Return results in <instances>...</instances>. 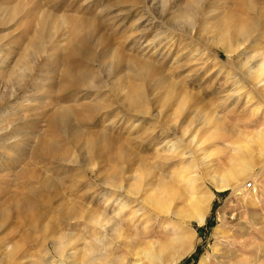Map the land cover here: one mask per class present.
<instances>
[{"label": "rangeland", "instance_id": "1", "mask_svg": "<svg viewBox=\"0 0 264 264\" xmlns=\"http://www.w3.org/2000/svg\"><path fill=\"white\" fill-rule=\"evenodd\" d=\"M184 2L0 0V264H54L53 242L65 217L77 215L80 230L92 233L85 229L83 207L120 206L117 193H123L111 183L141 188L138 199L159 200L170 211L199 207L188 199L184 178L189 175H198L202 197L213 194L205 222L154 209L149 228L141 226L152 236L136 239L138 250L155 247L171 234L163 233L165 227L177 225L189 245L177 242L162 260L193 245L176 264H264V138L257 134L264 129V86L245 75L264 54V0H219L221 16L209 26L215 30L221 24L217 28L225 27L222 33L230 37L229 16L237 12L242 33L251 35L242 45L225 42L222 35L212 39L213 33L204 30L173 49L169 42L168 50L156 55L150 43L157 27L151 28L150 19L167 21ZM170 50L168 64L162 63V54ZM138 58L160 66L175 89L155 88L152 73L130 61ZM67 72L85 84L66 89ZM61 96L66 99L59 103ZM136 101L144 112L127 105ZM59 104L78 111L69 121L72 130L70 124L53 127L51 114ZM81 116L87 120L80 123ZM76 128L101 134L87 147L80 140L68 148L79 135ZM194 134L199 147L186 143ZM166 136L180 147L172 150ZM50 144L74 161L34 157ZM190 157L198 168L189 169ZM208 165L217 176L231 171L233 186L220 191L207 182ZM142 205L130 201V206Z\"/></svg>", "mask_w": 264, "mask_h": 264}, {"label": "bare ground", "instance_id": "2", "mask_svg": "<svg viewBox=\"0 0 264 264\" xmlns=\"http://www.w3.org/2000/svg\"><path fill=\"white\" fill-rule=\"evenodd\" d=\"M163 1L168 2L169 0H163ZM220 7L221 6L219 4V0H193L191 3L187 0V2H184V4H180V5L175 7V10L173 11L172 17L170 19H168L169 21L168 20L167 21L162 20L160 22L159 21L157 22L158 19L155 21H153V20L151 21V19H150L151 28L157 27L156 32H155L156 34L150 43V46H152L154 49V53L156 55H158L161 52V50H163V48H165V50H166L167 49L166 45L169 42L171 43L169 46V47H171L170 49H173V47L176 45L181 46L182 43L187 41V40H189V42H190V39L192 40L193 38H195L197 36V34L199 35L204 30H205V33H213V35L211 37L212 39H216L217 36L222 35L221 37L223 38L224 41L227 38H229L227 40L228 41L230 40V42L233 40V44L238 43L239 45H242L243 43H245V41H247L251 37V35L245 36L242 33L243 27H240V25L238 23L240 16L237 14V12H236L237 15L234 14V16H233L231 14V16H229L231 18V20L229 21L230 27L228 28V31L231 35L230 37H226V35L222 33V32L226 31L225 27H222L221 29L219 27L217 28V26H221V24L217 23L216 25H214V27H216L215 30L211 29V27L209 26V24H212L211 21L214 19L216 20L221 16ZM250 8H252V7H250ZM246 12H244V13H246ZM244 13L242 11V14H244ZM168 22H169V24H168ZM202 36H203V34H202ZM221 37H220V40H221ZM230 48H231V45L226 46V51H227L228 56H230V54H231ZM170 53H171V50L169 52L167 51V53L165 52L162 54L163 55V56H161V57H163L162 63L168 64L167 62L170 60ZM164 54H166V55H164ZM82 58H84V57H82ZM82 61H84V60H82ZM130 61L134 65L138 66L137 68L139 69V71H143L146 73L147 72L152 73L151 81L153 83H155V88L156 87L160 88V87L166 86L167 88L170 87L171 89H175V82H173L171 80L172 77L167 76V74L161 68H159L160 66H157L155 64L148 62L147 58H146V60L145 59L139 60V58H138L137 60L134 59V60H130ZM88 62H87V64H88ZM126 62H127V60H126ZM247 63H250V61ZM122 64H123V59H119L118 60V66H121ZM133 64H131V65H133ZM126 65H129V64L126 63ZM246 68H247V72H246L247 74L245 73V75H247L246 79L251 78L253 81H256L257 84L261 83V85L264 86V54H262L258 64H256L255 66L250 65ZM136 71H137V69H136ZM141 74H142V72H141ZM67 76L69 78L68 79L69 82L66 83V84H68L66 89L70 88V87L72 89H74L73 87H75V89H76L77 86L79 87V84L80 85L85 84L84 78H80L81 76L80 77L76 76V75H74V73H71V72H67ZM249 83H250V81H249ZM93 84L94 83H91L90 85L92 86ZM86 86L88 87V85H85V87ZM98 86L100 88H103L105 85L103 87H101L100 85H98ZM90 88H92V87H90ZM90 88H88V89H90ZM125 88H122V89L126 90ZM93 89H96V88H93ZM98 90H102V89H98ZM95 91H97V90H95ZM65 99H66L65 96H61V97H59L58 102L60 103L61 101H65ZM137 103L138 102L136 101V103H131V104H127V105H129V107H132L134 109H136V107H138V109H140L142 112H144L141 109L143 106V103L142 102L138 103V104ZM55 109H54L53 113L51 114V122H52L53 127H55L56 129L59 128L61 125L66 126V127H68L69 124L71 125V123L69 122L70 120L73 119L71 117H74L76 115V112H78L77 110L75 112L76 107L72 108V107H68V105L65 106V105H61V104H59V106L56 107ZM77 109H78V107H77ZM80 115H81V113L79 114V116ZM216 116H218V115H216ZM81 117L82 118H79L80 123L85 122L87 120L86 118H83L84 116H81ZM216 120H218V119H216ZM79 129L76 128V130H79ZM68 130H72V125L68 127ZM263 130L264 129L258 130V133H257L258 137L261 136L262 138H264V133L262 132ZM76 134H79V135L76 136L75 138L72 137L71 140L68 141V143H67L69 145V146L67 145L68 148L73 147L74 146L73 143L78 146L80 140H84V141L86 140L85 141L86 143H84V141L83 142L81 141L80 145H82V143H84L83 147H85V146L87 147L89 144V140L92 141V139H96L101 133L100 134L98 132L97 133H93V132L84 133L82 130H79V131H76ZM187 134H188V129H186V130L184 129L183 136H185ZM85 135H88V136H85ZM196 137H197V134H194L193 136L189 137V140H188V138H186L188 141L187 140H185V141H187L186 143H188V144L193 143L195 146L199 147L200 141L196 140ZM4 138H1V139H4ZM167 138H168V136L165 137L166 143H171L170 147H172V150H176L180 147V144H178L176 142L172 144V140L171 139L168 140ZM5 139L7 140V138H5ZM164 141H162V143ZM93 142L95 143L96 141H93ZM147 144H149V142H147ZM45 145H48V143H46ZM50 145H52L53 147L55 146L54 144H50ZM80 145H79V147L81 148ZM42 146H44V145H42ZM168 146L169 145H167V146L165 145L166 148ZM53 147L48 149V151L45 150V152H43L44 149L41 150L42 147L41 148L39 147L40 148L39 150H41V151L36 150L37 152L36 153L34 152V154H35L34 157L37 159V158H44V156H47V158L51 157L57 162H68L69 161L72 163L74 161L70 157V154H67L68 153L67 151H66L67 153H65L61 149L55 150L58 148L57 145L55 146L56 148L52 149ZM83 147H82V149H83ZM155 150H158V146ZM183 152H184V150H183ZM246 153H248V152L246 151ZM177 154H178V151H177ZM185 154H186V152L182 153L183 157H187ZM194 156H196V155L194 154ZM206 156L207 155L205 153L203 158H205ZM241 157H242V155H241ZM166 159H167V157H166ZM195 159L196 158L192 159V161L189 162V164L192 165L191 168H189V169H194V168L199 167L197 165V162H196L197 160H195ZM200 163L198 162L199 165H200ZM185 167L188 168V166H185ZM206 168H207L206 174L210 177L207 179V182L212 184L217 190L223 191V190L228 189V188L233 186L232 183L229 181L230 176L235 177L231 171H228V172L226 171V173L217 176V173L212 170L213 168H211L210 165L206 166ZM233 170H234V168H233ZM192 173H194V172H192ZM197 177H198V175H189V176L184 178V181L186 182V184L188 185V187L191 190V192L188 195V199H189L190 204L193 207H195V205H197V204L199 205V207L193 208L192 210H188V211H186V210H184V211H181V210L170 211L166 207H160L159 203H161V202L159 200L154 203V200L151 199L150 197L147 199H145V197L143 199H140V198L138 199V195H139L141 188L140 189L139 188L134 189V188H131L129 186H125L124 184H122L123 181L119 185L111 183L110 185L114 186V188L119 190V192L122 191V193H123V194H121V196L119 195V193H117L118 195H117L116 199H117L120 206L119 207H110L113 209L112 215H110V213H109V210H110L109 207H106L103 211H98V210H95V209L90 208V207H86V208L83 207V210L86 212V214L84 212V215H82L81 213H80V215H82L84 220L86 221V222H84V223H86L85 224L86 228L85 227L84 228L88 229L89 231L92 230L93 231L92 233H89L86 230L84 232H82L80 230L81 224L79 223V221L81 219L76 220L77 215L71 214V215H68V217H65L64 220H62L64 223V226H63L64 229H62L59 232L57 238L53 242V248H54V252H55V256H54L55 263L54 264H123L125 262V260L128 259L129 256H133V257L129 260L128 264H176L182 257L187 255V253L192 249V246H193L192 242H189L190 241L189 239H186L184 241L185 233L183 232L182 227H178L177 225L166 226L165 228L167 230L166 229L163 230V233L169 234L168 232H170L171 234H169V236L166 237L165 239L159 238L157 242H154L155 247L154 246L148 247V248H150L149 250H148V248L141 250V247L138 250L139 244L136 241V239L140 240L139 237H144V236H146L145 238H151L152 235H150L145 230L149 228V225H147V224L150 223V221H152L151 213L154 212L153 211L154 209L159 213H161V212L169 213L170 216L174 217V218L179 217V216L181 219H184V220H188V219L192 218L193 220H195L196 222H198L201 225L205 222L206 216H207V214L211 208L210 204H211V200L213 199V194H211V196H204V197L201 196V192H200L201 190L200 189H202V188H201L200 184L197 183L198 182ZM38 179H39V177H38ZM42 181H41V183H42ZM44 181H46V180H44ZM45 186H46V184H45ZM198 186H200V187H198ZM71 187H72V185H71ZM148 190H150V189H148ZM70 192H71V190H70ZM59 196H61V194ZM14 198H15V196H14ZM16 201H20V200H16ZM130 201H132V202L136 201L137 203L143 202V204L145 203L146 205H142L144 207H133V206H130ZM17 203L20 206L24 205V204H22L23 202H21V203L17 202ZM147 204L151 205V206L156 204L159 206L147 207ZM84 206H86V205H84ZM60 210H62V209H60ZM193 210H196V212H194ZM142 225H144L143 227L145 230L141 229ZM168 229H170V231ZM136 236H138V238H135ZM79 239L83 240V242L80 246L78 245ZM187 240H189L188 243H190L192 246L187 247V245H189L186 242ZM179 241L181 243H182V241L186 242L187 245H186L185 249L174 254V256L168 260H166V259L162 260L165 253L170 252L172 249H174L175 245H178L177 242L179 243Z\"/></svg>", "mask_w": 264, "mask_h": 264}, {"label": "built area", "instance_id": "3", "mask_svg": "<svg viewBox=\"0 0 264 264\" xmlns=\"http://www.w3.org/2000/svg\"><path fill=\"white\" fill-rule=\"evenodd\" d=\"M248 187H251L252 186V183L250 182V183H248V185H247Z\"/></svg>", "mask_w": 264, "mask_h": 264}]
</instances>
